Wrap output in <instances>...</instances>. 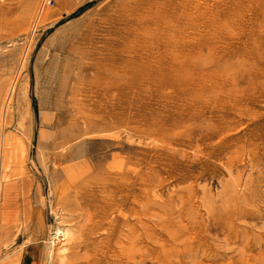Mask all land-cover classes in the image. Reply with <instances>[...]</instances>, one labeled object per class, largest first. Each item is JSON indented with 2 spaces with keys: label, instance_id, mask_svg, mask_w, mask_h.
<instances>
[{
  "label": "rangeland",
  "instance_id": "1",
  "mask_svg": "<svg viewBox=\"0 0 264 264\" xmlns=\"http://www.w3.org/2000/svg\"><path fill=\"white\" fill-rule=\"evenodd\" d=\"M43 1L0 0V264H264V0Z\"/></svg>",
  "mask_w": 264,
  "mask_h": 264
},
{
  "label": "bare ground",
  "instance_id": "2",
  "mask_svg": "<svg viewBox=\"0 0 264 264\" xmlns=\"http://www.w3.org/2000/svg\"><path fill=\"white\" fill-rule=\"evenodd\" d=\"M48 11H46V12L48 13ZM54 12H55V10H54ZM42 15H43V13H42ZM45 16H47V14ZM45 16L43 15V17H45ZM48 240H49V249H52L54 245H58L61 242H63L64 240H63V235H62V227L57 226V228H50V235H49ZM59 246H61V245H59Z\"/></svg>",
  "mask_w": 264,
  "mask_h": 264
},
{
  "label": "trees",
  "instance_id": "3",
  "mask_svg": "<svg viewBox=\"0 0 264 264\" xmlns=\"http://www.w3.org/2000/svg\"><path fill=\"white\" fill-rule=\"evenodd\" d=\"M88 7H89V4H85V5H83L82 7H80V8L77 10L76 13L70 15V17H71V16L73 17V16H76V15L80 14L82 11H84V10L87 9ZM33 105L35 106L34 101H33Z\"/></svg>",
  "mask_w": 264,
  "mask_h": 264
},
{
  "label": "built area",
  "instance_id": "4",
  "mask_svg": "<svg viewBox=\"0 0 264 264\" xmlns=\"http://www.w3.org/2000/svg\"><path fill=\"white\" fill-rule=\"evenodd\" d=\"M50 2H51V0H44L42 5L49 4Z\"/></svg>",
  "mask_w": 264,
  "mask_h": 264
}]
</instances>
